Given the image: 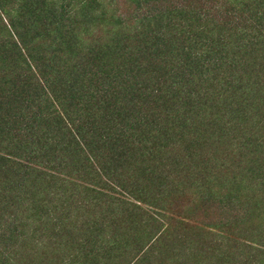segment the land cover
Listing matches in <instances>:
<instances>
[{
    "label": "trees",
    "instance_id": "trees-1",
    "mask_svg": "<svg viewBox=\"0 0 264 264\" xmlns=\"http://www.w3.org/2000/svg\"><path fill=\"white\" fill-rule=\"evenodd\" d=\"M118 1L0 0V197L6 199L0 205V264H21L17 256L26 261L17 243L8 248L10 251L3 252L12 241V236H7L9 226L22 223L26 212H30L28 223L50 222L54 213L58 226V222L62 225L71 217L64 195L65 177L70 174V168L88 171L87 164L92 165L90 159L101 156L103 151L114 150L124 136H132L133 127L134 133L141 127L150 128L151 133L154 130L162 133L157 120H150L142 113L143 108H135L139 100L144 104L150 97L147 88L151 76L166 77L170 81L166 82L169 87L166 91H172L175 97L196 80L201 84L216 80L228 59L222 52L224 46L238 41H228L227 31L216 40L211 33L215 24L221 28L226 25L228 31L236 34L238 43H242L234 55V60L242 63L240 69L236 64L239 73L249 66L251 50L243 43L250 41L257 46L255 43L264 40V0L253 1V9L248 0H220L215 7L223 13L221 18L219 13L211 15L203 0L200 7L189 0H122L129 16L125 18L117 14ZM132 12L137 13L136 23L140 24L136 44L125 35L117 48L111 50L94 38L106 25L132 30ZM250 22L255 25L251 26ZM127 40L129 43L125 44ZM261 54L257 60L264 65V50ZM165 55L178 61V65H171L162 74L161 65L154 68L152 63L161 62ZM234 79L222 86L231 89L229 94L235 98L243 85L240 87ZM220 83H223L221 79ZM250 91L259 94V89L250 88L243 93ZM191 94L188 96L192 97ZM198 99L183 107L196 111L209 97ZM229 103L245 124L249 112L261 111L255 110L254 105L262 107L261 101H249L252 109L248 104L238 109L234 101ZM254 122L253 126L262 125V120ZM159 138L153 136L156 143ZM66 159H75L76 164H68ZM33 166L51 168L61 176L60 182L45 179L46 185L41 184L39 189L42 192L37 191L39 180L33 179ZM7 171H15V176L21 179L11 177ZM108 171H113L116 177L111 175L108 182L99 181L100 184L112 191L117 183L118 188L125 189L118 181L122 178L119 169ZM238 187L233 196L241 198ZM130 193L140 200L148 196L136 190ZM25 204L29 206L22 211ZM27 236L25 231H18L19 239H28ZM33 251L36 252L35 247Z\"/></svg>",
    "mask_w": 264,
    "mask_h": 264
},
{
    "label": "rangeland",
    "instance_id": "rangeland-1",
    "mask_svg": "<svg viewBox=\"0 0 264 264\" xmlns=\"http://www.w3.org/2000/svg\"><path fill=\"white\" fill-rule=\"evenodd\" d=\"M189 1L195 7L202 6V0ZM203 1L211 15L219 13L215 5L222 1ZM253 1L256 0H248L252 9ZM116 7L119 16L129 17L124 1L119 0ZM222 14L219 13L220 18ZM136 15L132 12V30L106 25L94 38L111 50L117 48L125 35L136 44L140 26ZM227 29L226 25L221 28L215 24L211 33L217 40L227 31L228 41L239 42L236 34ZM233 42L223 48L228 59L223 62L219 79L203 84L196 80L177 97L166 91L169 88L166 82L170 83L166 77L151 76L147 88L151 95L144 104L139 100L135 108H143V114L157 120L162 133L156 130L151 133L150 128L141 127L135 134L133 127L132 136H124L114 150L103 151L101 156L90 159L92 165L87 164L88 171L70 168V174L65 177L64 195L71 217L63 226L61 222L55 225L54 213L50 222L28 223L30 212H26L22 223L9 226L7 236H12V241L3 252L10 251L8 248L14 243L19 244L18 251L26 260L23 262L17 256L21 264H264V65L257 60L262 57L264 40L255 43L257 46L250 41L243 43L251 51L249 66L242 73L236 69V64L241 68V61L234 60L235 51L242 43ZM128 43L127 40L125 44ZM160 61L152 65L154 68L161 65L162 74L171 65H178L169 55ZM132 62L134 67L136 59ZM232 78L240 87L243 85L235 98L229 94L231 89L222 86H227ZM247 88L259 89V94L243 93ZM190 93L192 97L188 96ZM205 95L209 100L202 101L198 110L190 112L183 107ZM229 101H234L238 109L249 101H261L262 107L254 105L255 110L261 111L249 112L245 124L239 119L240 114L230 109ZM252 106L248 104L251 109ZM251 120L256 123L262 120V125L253 126ZM153 136L160 137L157 143ZM66 162L76 164L75 159ZM116 167L122 177L119 184L126 188H118L115 182L117 187L112 191L99 181L108 182L111 175H116L108 170ZM33 168V179L39 180L37 191L46 185L45 179L54 183L61 180L51 168ZM7 172L21 179L15 176V171ZM236 187L241 198L233 196ZM133 190L148 196L140 200L131 196ZM0 199L1 205L6 199ZM60 204L58 201L59 210L63 209ZM28 206L25 204L22 211ZM252 216L256 218L250 221ZM17 229L25 231L28 239H19Z\"/></svg>",
    "mask_w": 264,
    "mask_h": 264
}]
</instances>
